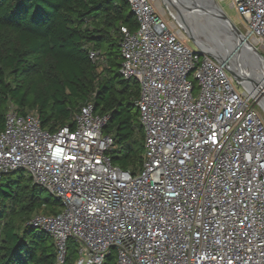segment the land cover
<instances>
[{"label": "built area", "instance_id": "2783aa9c", "mask_svg": "<svg viewBox=\"0 0 264 264\" xmlns=\"http://www.w3.org/2000/svg\"><path fill=\"white\" fill-rule=\"evenodd\" d=\"M138 29L121 28L120 74L140 86L144 164H112L109 116L85 104L54 132L12 106L0 133V183L24 170L62 202L31 225L49 233L57 264H264V114L224 57L192 50L158 9L126 0ZM243 35L264 49V0H231ZM100 69L106 58L89 49ZM231 65V64H230Z\"/></svg>", "mask_w": 264, "mask_h": 264}, {"label": "trees", "instance_id": "16d2710c", "mask_svg": "<svg viewBox=\"0 0 264 264\" xmlns=\"http://www.w3.org/2000/svg\"><path fill=\"white\" fill-rule=\"evenodd\" d=\"M138 23L126 0H0V133L9 109L35 111L51 132L74 126L81 108L109 116L112 164L137 175L144 164L145 132L137 101L140 86L120 74L121 28ZM100 50L106 66L89 58ZM62 202L24 170L0 183V264H57L53 237L31 225L38 214L58 215ZM70 240L65 264H75ZM114 251L106 264H114Z\"/></svg>", "mask_w": 264, "mask_h": 264}, {"label": "bare ground", "instance_id": "6f19581e", "mask_svg": "<svg viewBox=\"0 0 264 264\" xmlns=\"http://www.w3.org/2000/svg\"><path fill=\"white\" fill-rule=\"evenodd\" d=\"M173 4L176 5L180 10H186V5H191L192 3L189 0H180L178 2L173 1ZM194 6V5H193ZM173 10V9H172ZM213 12H219L215 7L213 8ZM194 16H195V21L196 19L202 22L203 28L205 29V32L207 31V38L210 39L211 41L213 40L214 37V33L215 35L218 36V40H222L223 41V46H224V50L227 48L229 49V51H227L226 56L225 55H220L221 57H224V59L231 64V66L236 69V71L245 79L249 81V84L252 85L253 87L251 88V91L255 94L256 97H262L264 100V60L258 55V53L247 43L244 41V38H242L241 36L237 35L236 37L239 38H235L236 40H238V46L240 47L239 50H237L236 45L234 46V44H230V42L227 40L228 36L226 38V35H223L224 32H226V34L231 35V29L227 26L224 25V23L222 21L219 20H213L211 19V15L212 14H207L206 16L203 14L202 11H198V10H194L193 11ZM211 13V12H210ZM210 22V23H209ZM183 26V25H182ZM224 31H221L220 28H222ZM219 30V31H217ZM220 34V35H219ZM197 38H199V35H196ZM200 37V44L201 46H199L201 48L202 51L209 53L207 51H215V52H219V49L217 48V41L216 42H211L212 44H207L205 43V41L203 40V38ZM246 39V38H245ZM237 43V42H236ZM214 45V46H213ZM213 46V47H212ZM210 49V50H207ZM213 49V50H212ZM225 50V51H226ZM217 54V53H216ZM238 58V59H237ZM250 70H249V67ZM245 67V68H244ZM248 69V72L250 73L249 75H246L244 69ZM257 68H259L261 71H259ZM261 74H257L260 73ZM256 76V77H255ZM254 77L255 80H259L260 81V86H257L255 88V80H251V78ZM250 78V80H249Z\"/></svg>", "mask_w": 264, "mask_h": 264}, {"label": "rangeland", "instance_id": "374dc122", "mask_svg": "<svg viewBox=\"0 0 264 264\" xmlns=\"http://www.w3.org/2000/svg\"><path fill=\"white\" fill-rule=\"evenodd\" d=\"M173 1L178 2V0H158L156 1V4L158 6L160 13L166 17L172 29L182 37L183 41L189 46V48L192 50L200 51L201 48L199 46H201V44L199 40H200V37H202L205 43L207 44H212L211 42L217 41V48L219 49V52H215L213 49H212L213 51H211L210 49H207V50H210V51H207L209 52L208 54H213L216 56H219L220 54V55L226 56V53L227 51H229V49L227 48V50L225 49L226 51L224 50V46L222 45L223 41L218 40V36L215 35V32H213L214 37H213V40L211 41L210 39L207 38L208 36L206 34L207 31L205 32V29L203 28V25L200 19L199 20L196 19L195 21L194 13H192V15L189 16L186 10L185 11L180 10L176 5L173 4ZM216 2L220 5V7L224 11V13L228 16V18L243 32L242 27L244 26V21L240 18L236 9L234 7H231V0H216ZM220 29L221 31H224L223 26ZM196 35H199V38H197ZM223 35H226V38L228 36L227 40L230 42V44H233L231 40V36L229 34H226V32H224ZM237 38L239 37H236V39ZM260 53L264 56V49H260ZM257 69L261 71L259 68ZM249 70H250V67H249ZM244 71L246 75L250 76V73L248 72L247 67L246 69H244ZM257 74L259 75L261 74V72ZM253 79L255 80L254 77L251 78V80ZM255 83H256L255 88L261 85L259 80H255ZM262 113L264 114V111H262ZM34 217L35 215L33 216V218ZM114 254H115V257H117L115 251H114ZM115 263H116V258H115L114 264Z\"/></svg>", "mask_w": 264, "mask_h": 264}, {"label": "water", "instance_id": "95a60500", "mask_svg": "<svg viewBox=\"0 0 264 264\" xmlns=\"http://www.w3.org/2000/svg\"><path fill=\"white\" fill-rule=\"evenodd\" d=\"M180 1V0H178ZM192 4L186 5V11L189 14V16L192 15L194 10L202 11L203 14L206 16L207 14H212L211 19L213 20H219L224 23L227 28L229 27L231 29V40L236 45L237 50L240 49L238 46V41L235 39L237 35L244 38V41L247 42L257 53L258 55L264 60V56L260 53V50L257 49L254 45H252L247 39H245L243 33L240 31V29L228 18V16L224 13L220 5L216 2V0H189ZM194 5V6H193ZM216 8L219 12H213V8ZM211 12V13H210ZM133 13V12H132ZM207 17V16H206ZM237 42V43H236ZM241 45V44H240ZM242 46V45H241ZM239 48V49H238ZM213 56V54H210ZM227 70L230 72V74L236 78L238 82L242 84L244 88H247L248 90H251L253 87L249 84L248 80H245L237 71L234 69L230 64L226 66ZM255 101L257 102L258 106L261 108L262 111H264V100L262 97H256L254 94Z\"/></svg>", "mask_w": 264, "mask_h": 264}]
</instances>
